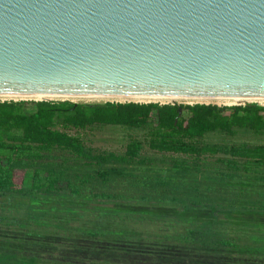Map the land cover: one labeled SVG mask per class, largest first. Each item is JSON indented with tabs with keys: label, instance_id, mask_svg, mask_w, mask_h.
I'll use <instances>...</instances> for the list:
<instances>
[{
	"label": "trees",
	"instance_id": "obj_1",
	"mask_svg": "<svg viewBox=\"0 0 264 264\" xmlns=\"http://www.w3.org/2000/svg\"><path fill=\"white\" fill-rule=\"evenodd\" d=\"M105 127L142 132L143 140L132 139L122 155L97 152L84 136ZM240 132L264 135V106L0 101V226L39 225L45 212L38 205L64 199L164 209L168 214L151 215L79 206L82 214L75 217L131 228L153 225V232L133 231L130 241L197 251L181 259L175 250L179 264H214L205 258L209 251L239 249L243 239L184 214H264V142L205 141L213 134L233 139ZM146 147L160 158L144 156ZM78 235L114 238L86 228ZM248 240L259 253L255 257L264 260V243ZM3 250L0 246V264L48 263Z\"/></svg>",
	"mask_w": 264,
	"mask_h": 264
},
{
	"label": "water",
	"instance_id": "obj_2",
	"mask_svg": "<svg viewBox=\"0 0 264 264\" xmlns=\"http://www.w3.org/2000/svg\"><path fill=\"white\" fill-rule=\"evenodd\" d=\"M55 99L264 104V0H0V101Z\"/></svg>",
	"mask_w": 264,
	"mask_h": 264
},
{
	"label": "rangeland",
	"instance_id": "obj_3",
	"mask_svg": "<svg viewBox=\"0 0 264 264\" xmlns=\"http://www.w3.org/2000/svg\"><path fill=\"white\" fill-rule=\"evenodd\" d=\"M2 100V99H1ZM35 101V100H27ZM53 101H60L55 99ZM75 103L98 104L107 100H70ZM115 102V101H114ZM163 104V102H159ZM166 103V102H164ZM167 104V103H166ZM177 104H194L177 102ZM220 107L237 106L239 104H215ZM264 106V104H260ZM132 139L143 140V133L123 130L116 127L95 129L86 136L84 142L97 152H110L122 155L126 145ZM206 142L210 144H230L249 142L259 144L264 142L263 136H256L248 132H240L237 137L231 139L219 134L209 135ZM143 155L150 158H160V155L147 147ZM79 206L97 209H109L117 212H142L144 214H168L164 209L152 207H138L135 204H98L86 203L64 199L63 203H42L38 209L42 212L39 225H32L27 229L6 228L0 226V246L3 252L9 254H21L25 257H40L49 264H179L180 259L174 260V251L177 257L190 256L197 251H189L177 248L169 244L132 243L129 237L134 233L153 232V225L142 227H123L112 221L99 222L91 217L77 218L76 214H82ZM75 214V215H73ZM186 218L197 221H207L209 224H217L221 235L239 236L243 240L242 246L236 250L223 251L222 249L209 251L205 258L214 264H264V260L256 258L259 253L252 244L247 245L248 239L264 243V214H240L218 213L216 211L187 212ZM93 219V220H91ZM86 228L87 231L95 229L98 232L114 234L113 239L91 238L78 235V231ZM131 228V229H130ZM66 229L74 231L72 236H67ZM126 234V235H125ZM122 235V237H120ZM128 236V237H127ZM248 240V241H247ZM146 247H145V246ZM247 247H246V246ZM155 252V254L153 253ZM214 253V254H213ZM174 254V255H173ZM9 256V255H8ZM256 256V257H255ZM182 261V260H181ZM47 263V264H48ZM206 264H210L206 262Z\"/></svg>",
	"mask_w": 264,
	"mask_h": 264
},
{
	"label": "bare ground",
	"instance_id": "obj_4",
	"mask_svg": "<svg viewBox=\"0 0 264 264\" xmlns=\"http://www.w3.org/2000/svg\"><path fill=\"white\" fill-rule=\"evenodd\" d=\"M123 101V100H121ZM135 101H143V100H135ZM145 102H151V101H145ZM155 102H168V101H155ZM227 105H230V104H227Z\"/></svg>",
	"mask_w": 264,
	"mask_h": 264
}]
</instances>
